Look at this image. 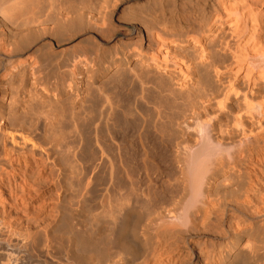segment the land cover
Returning a JSON list of instances; mask_svg holds the SVG:
<instances>
[{
  "label": "bare ground",
  "instance_id": "obj_1",
  "mask_svg": "<svg viewBox=\"0 0 264 264\" xmlns=\"http://www.w3.org/2000/svg\"><path fill=\"white\" fill-rule=\"evenodd\" d=\"M120 1L0 0V264H264V0H170L169 12L157 0L152 20L132 13L140 47L112 59L111 72L129 75L128 84L133 75L137 101L154 102H145L155 104L152 124L134 121L159 137L146 128L155 141L141 138L133 161L114 141L119 105L107 88L85 106V76L110 51L53 49L84 32L103 40ZM154 143L171 148L158 155L161 166ZM86 155L105 171L100 195L84 175L88 163L94 170ZM83 175L81 196L62 186L61 176ZM53 185L72 194L64 190L67 202L48 194ZM194 202L187 227L171 222Z\"/></svg>",
  "mask_w": 264,
  "mask_h": 264
},
{
  "label": "rangeland",
  "instance_id": "obj_2",
  "mask_svg": "<svg viewBox=\"0 0 264 264\" xmlns=\"http://www.w3.org/2000/svg\"><path fill=\"white\" fill-rule=\"evenodd\" d=\"M122 1V2H121ZM120 2H119V4L114 8L115 10L113 11V10H111L112 12H111V15H109V21H108V26H107V29H106V33H104V34H100V37L101 38H103V40H100V39H97V37L94 35V34H92V32H84V33H81L80 35L78 34V36L76 35L75 37H73L72 38V40H69L68 42H65L63 45H60L58 48H54L53 47V49H56V50H59V51H65V52H74V51H77V47H78V50H80V48L81 49H83L84 47L86 48L87 46H93V47H95L96 45L98 46V47H101V48H105V49H108V51H110L109 52V54H108V56H107V58H106V61H107V63H106V61H105V65H103L104 67H103V69L99 72V71H96L95 72V74L93 73H89V74H87L85 77H86V80L87 81H89V86H90V84H91V89L90 90H92V89H94L93 91H90L89 90V92H91L90 94L88 93L87 94V100L85 99V102H89L88 104L86 103L85 104V102H84V104H85V106H87V107H90V106H92V105H94V104H92L91 102H93V101H95V100H100V95L101 94H99V89L100 90H102V89H105V88H107L106 90L107 91H103L102 90V92H104V94H105V92L107 93V96H109V99H112L113 100V102H117V105H119L118 107H117V111H119V112H117L118 114H117V117H119V118H121L122 119V122H121V119H119V118H117V122H115L116 120H114V127H113V133L115 134V132H114V130L116 131V134H117V132H118V137L116 136V137H114V141L115 142H117V141H120L121 142V144H120V142L118 143V144H120L121 145V148L123 149V147H122V145L124 144L125 146H124V151H126V150H128L127 151V153L126 154H124L123 152H122V154H124V155H126V157H127V155L128 154H130V158L129 157H127L126 159H131V158H133V154H134V158H137L138 156L136 155V154H138L139 156H140V150H143V146L141 147V149H140V147H138V146H141V145H139L140 143V139L142 138L143 139V137H147L148 138V140H147V138L145 139L146 141H150V140H153V141H155V143L157 142V139H159V137H157L158 135H157V133L156 134H154L153 132H156V130L153 128V126L151 125L152 124V122L154 121V119L155 118H153V116H150V117H152L151 118V120L149 121V115H147V114H151L152 112H154V110H155V107H154V105L155 104H152L153 106H151V107H153L152 109H150L149 107V104L150 103H154L152 100V102L150 101H148L147 100V102L146 103H149L148 104V106H147V109H146V105H145V102H142V101H137V95H139L138 93H137V90L139 89L138 87L139 86H136L138 83L137 82H135L134 80H136V78L134 79V77H133V75H132V77L130 76L129 77V80H131V82H133V83H137L136 85L135 84H133V83H131V82H129L131 85L133 84L134 86H127V85H130V84H128V82H127V79H128V77L126 78V76H129V75H126V76H124L125 74H124V72H123V74L124 75H122V74H117V76H116V73L114 74V73H112V72H114L113 70H112V61L114 60V59H118V58H120V59H122V60H126L125 59V57L126 58H128V56H130L131 54L133 55V52H136L137 50H138V46L140 47V40H139V38L138 37H136V34L134 33L135 31H133V28H134V26H133V24L135 25L136 23H133V20L135 19L134 18V15L136 14V15H138L137 17H142L143 18V16L142 15H144V17L146 18V19H148L149 17H152L156 12L155 11H157L158 10V13L160 14L161 12L160 11H162L163 9L164 10H167V12H169L168 10H171L172 9V5L171 4H168V3H171L172 1H170L169 0V2H165L166 0H159V1H162V4H161V2L159 3L157 0H121ZM124 1V2H123ZM152 2V3H151ZM154 2V3H153ZM158 2V3H157ZM144 3V4H143ZM164 3H166V9H165V4ZM155 4H157V6H154ZM158 4L160 5H162V7H161V10L159 11V7H158ZM152 5V6H151ZM164 5V6H163ZM169 5H171V6H169ZM126 6V7H125ZM139 6V7H138ZM141 6V7H140ZM127 7H129L127 10H126V8ZM144 7V8H143ZM151 7V8H150ZM155 7V8H154ZM169 9H168V8ZM147 8V9H146ZM163 8V9H162ZM137 9L140 11H137ZM143 9V10H142ZM144 9H146V10H144ZM121 10V11H120ZM124 10V11H123ZM136 10V11H135ZM141 10H142V13H141ZM132 11V12H131ZM114 12V13H113ZM124 12V13H123ZM136 12H138V13H136ZM146 12V13H145ZM152 12V13H151ZM155 12V13H154ZM134 15H133V14ZM145 13V14H144ZM142 14V15H141ZM158 14V15H159ZM130 15H132V16H130ZM141 15V16H140ZM125 16H127V18L125 17ZM148 18H147V17ZM155 17L157 16L156 14L154 15ZM153 16V17H154ZM132 17V18H131ZM152 17V18H153ZM154 17V18H155ZM152 18H149V20H152ZM119 19V20H118ZM127 19V20H126ZM129 19V20H128ZM131 20V21H130ZM118 21H120V22H118ZM131 22V24H129L130 22ZM136 22V21H135ZM128 23V24H127ZM133 23V24H132ZM110 24V25H109ZM121 29H123V30H121V32H120V30ZM114 30V31H113ZM131 30V31H130ZM122 31H124V32H122ZM115 33V34H114ZM127 33V34H126ZM104 36H105V38H104ZM111 36H113V38L111 37ZM88 37V38H87ZM94 38V40H92ZM108 38V39H107ZM137 39H138V41H137ZM90 40V41H89ZM109 40V41H108ZM78 41V42H77ZM93 41H94V43L95 44H93ZM82 42V43H81ZM90 44H89V43ZM105 42V43H104ZM121 42H122V44H121ZM81 43V44H80ZM87 43V44H86ZM99 43V44H98ZM74 45H76V46H74ZM81 45V46H80ZM133 47H132V46ZM84 46V47H83ZM89 46V47H90ZM96 46V47H97ZM39 47H40V45H39ZM39 47H36L35 49H37V48H39ZM70 47V48H69ZM75 49H73V48ZM119 47V48H118ZM127 47V48H126ZM129 47V48H128ZM84 48V49H85ZM135 48V49H134ZM116 49V50H115ZM118 49V50H117ZM127 49V50H126ZM69 50V51H68ZM71 50V51H70ZM116 51V52H115ZM122 51V52H121ZM115 54V55H114ZM125 55V56H124ZM112 56V57H111ZM113 56H115V57H113ZM113 59V60H112ZM110 62V63H109ZM124 63H125V61H124ZM105 68V69H104ZM109 70V73H108V70ZM104 71V72H103ZM112 71V72H111ZM112 73V74H111ZM125 73L127 74H129L130 73V71L128 72V71H125ZM91 74H92V76H91ZM111 74V75H110ZM114 74V75H113ZM124 76V79H122L123 77L122 76ZM131 75V74H130ZM90 76V77H89ZM110 77V76H114V78L113 77H110V78H108V77ZM95 77V78H94ZM107 78V79H106ZM120 79V80H118V79ZM130 78H133V79H130ZM95 79V80H94ZM104 79H106V81L104 80ZM112 79H113V81H112ZM116 79V80H115ZM103 80V81H102ZM108 80H110L111 82L109 83V81ZM128 80V81H129ZM101 81H102V83H101ZM117 83L118 82V84L120 85H118V84H116L115 82ZM120 81V82H119ZM125 81L127 82V83H125ZM137 81V80H136ZM108 82V83H107ZM106 85H105V84ZM115 83V84H114ZM102 84V85H101ZM112 84H114V85H116L115 87H114V85H112ZM121 84H123L124 86H122ZM126 84V85H125ZM98 85L100 86V87H98ZM111 85V86H110ZM108 86V87H107ZM121 86H122V88H121ZM97 87V88H96ZM103 87V88H102ZM119 89H118V88ZM127 87V88H126ZM131 87V88H130ZM137 89V90H135V88ZM124 88V89H123ZM98 89V90H97ZM111 91H110V90ZM121 89V90H120ZM128 89H130V90H128ZM134 89V90H133ZM96 90H97V92H96ZM131 90H133V92H135V93H131L132 91ZM95 91V92H94ZM123 91V92H122ZM130 91V92H129ZM77 92V91H76ZM82 92V91H81ZM92 92H94V93H96V95L94 94H92ZM113 94H112V93ZM109 93V94H108ZM121 93V94H120ZM125 93V94H124ZM137 93V94H136ZM115 94H117L116 96H114ZM136 94V95H135ZM98 95H99V97H98ZM106 95V94H105ZM125 95H127L126 97H125ZM90 96V97H89ZM103 96V95H102ZM110 96H112V98L110 97ZM130 96V97H129ZM132 96H133V98H132ZM98 97V98H97ZM117 97H119V98H117ZM93 98H95V99H93ZM102 98L103 97H101V100H102ZM116 99L117 101H115L114 99ZM126 98V99H125ZM128 98H130V99H128ZM63 99V98H62ZM62 99H61V102H60V104H64L63 106H65L66 108H68L69 107V105L71 104V103H69L70 101L68 100H66V99H63L64 101L62 102ZM90 99V100H89ZM93 99V100H92ZM123 99H125V100H123ZM133 101H132V100ZM139 99V98H138ZM119 100L121 101L122 100V103L121 102H119ZM129 100H131V101H129ZM91 101V102H90ZM124 101V102H123ZM129 101V102H128ZM97 102H99V101H97ZM126 102H127V104H126ZM133 102V103H132ZM137 102H138V106H139V104H141L140 106H142L143 107V103H144V106H145V109H144V107H143V109H142V107H140L141 108V110H140V108H135V107H138V106H136L137 105ZM140 102H142V103H140ZM66 103V104H65ZM114 103V104H115ZM119 103V104H118ZM125 103V104H124ZM130 103V105H131V103L133 104V106L131 105H129L128 106V104ZM135 103V104H134ZM67 104H68V106H67ZM120 104H122V105H120ZM116 105V106H117ZM124 105H127L128 107L126 108V106L124 107ZM60 106V108H61V105H59ZM62 106V108H64ZM71 106V105H70ZM124 107V108H122L121 109V107ZM86 107V108H87ZM130 107V108H129ZM133 107L135 108V109H133ZM61 108V114H63V109ZM66 108H64V109H66ZM120 108V109H119ZM58 109H59V107H58ZM57 109V110H58ZM69 109V108H68ZM66 110V112H68L69 110ZM128 109V110H127ZM137 109V110H136ZM43 110V109H42ZM41 110V111H42ZM45 110V109H44ZM47 110V109H46ZM121 110V111H120ZM136 110V111H135ZM138 110H140L141 112L144 110L145 112H143V114H141V112H139ZM150 110V111H149ZM59 111V110H58ZM59 111V112H60ZM138 111V113H136ZM148 111H149V113H148ZM152 111V112H151ZM66 112H65V114H66ZM131 112V114L129 115V113ZM121 113V114H120ZM122 113H125V118H124V116H123V118H122ZM127 113V114H126ZM135 115V117H134V115ZM136 113V114H135ZM60 114V115H61ZM145 114H146V116H145ZM153 114H155V112L153 113ZM130 117H129V116ZM140 115L142 116L141 118H142V120H138V118L136 119V116H138L139 117V119H141L140 118ZM66 116H69V114L67 113V115ZM121 116V117H120ZM148 116V117H147ZM134 119H133V118ZM143 117L145 118V121H149V122H151V124L150 123H148V124H146V125H151V126H145V128H144V130L146 129V128H148V132H151V133H153L154 135H155V140L153 139V135H151V133L149 134L148 132H143L142 130H141V128H140V126H138V124H141V125H143L142 123H143ZM67 118V117H66ZM65 118V119H66ZM116 118V117H115ZM128 118V119H127ZM68 119V118H67ZM66 119V120H67ZM119 119V120H118ZM124 119V120H123ZM131 119V120H130ZM148 119V120H147ZM127 120V121H126ZM137 122V121H141L142 123H138V124H136L135 123V121ZM44 121V120H43ZM43 121H41V122H43ZM124 121V122H123ZM130 121V122H129ZM144 121V122H145ZM66 122V121H65ZM133 122V123H132ZM115 123H117V124H115ZM120 123V124H119ZM124 124L123 125V127L125 128V129H123V128H121L122 126H121V124ZM145 124V123H144ZM38 126H36V129H35V131L36 130H38V131H34L35 132V137H36V140H38V142H40V141H42L41 140V138H42V135H44L43 133H44V129L42 130L43 132L41 133V130H40V133L42 134H39V133H37V132H39V129H38V127H41L40 129H42V126H40V125H42V124H40V122H39V124H37ZM43 125H44V123H43ZM115 125H117L116 126V128H115ZM125 125H129L130 127V129L132 130V131H134V132H130L126 127H125ZM132 125H134V126H132ZM66 126V125H65ZM67 126H68V123H67ZM120 127V129L118 130L117 128H119ZM136 126H137V128H136ZM44 127V126H43ZM150 127V128H149ZM115 128V129H114ZM140 128V129H139ZM151 128H153V130H155V131H153ZM127 129V130H126ZM137 129H139V131L137 132V131H135V130H137ZM150 129H151V131H150ZM122 130H125V131H123L122 133H121V131ZM128 131V132H127ZM147 131V130H146ZM124 132H126V133H124ZM130 132V133H129ZM143 133V135L141 134V133ZM36 133L37 134H39L38 136L36 135ZM120 133V134H119ZM124 133V134H123ZM138 134L139 135V138H138V136L137 135H134V134ZM115 134V135H116ZM127 134V135H126ZM129 134V135H128ZM147 134H149V136L147 135ZM41 135V136H40ZM115 135H112V137L113 136H115ZM123 135V136H122ZM157 135V136H156ZM151 136V137H150ZM31 137H33V138H35L34 137V135H32ZM38 137V138H37ZM39 137H41L40 138V141H39ZM44 137V136H43ZM122 137V138H121ZM134 137V138H133ZM1 138V137H0ZM127 138H128V140H129V142H128V140H127ZM130 138V139H129ZM152 138V139H151ZM119 139V140H118ZM126 139V140H125ZM132 139V140H131ZM141 139V143H142V141H144V140H142ZM150 139V140H149ZM125 140V141H124ZM135 140H136V142H135ZM33 141H35V139L33 140ZM123 141V142H122ZM132 141V142H131ZM159 141V140H158ZM36 143H37V141H35ZM126 142V143H125ZM145 142V141H144ZM143 142V143H144ZM151 142L152 141H150V145H151ZM123 143V144H122ZM131 145H130V144ZM135 143V144H134ZM139 143V144H138ZM152 144L153 146H151V149L152 148H155V156H157V158H156V161H155V163L156 164H159V163H157L158 161H160V164L162 163L163 164V162L161 161V159L159 160V157H158V155H160L161 153H167V152H169V150H171V148H168V150L167 149H164V150H161V149H159V151L161 150V152H159L158 150H156L157 149V147H156V144ZM158 143V142H157ZM159 143H160V141H159ZM9 144H11V145H9ZM138 144V145H137ZM2 145V144H1ZM0 145V146H1ZM119 145V146H120ZM130 145V146H129ZM150 145H149V148H150ZM158 145V144H157ZM8 146H12V143H10V141H8ZM29 144L27 145V152L28 153H31V152H34V151H36L37 150V148L35 149L34 148V150H33V147H31V146H29ZM131 148H129V147ZM146 146V144H144V147ZM127 147V148H126ZM134 147V148H133ZM18 148H21V147H17V149ZM32 148V149H31ZM139 148V149H138ZM145 148H147L148 149V147H145ZM40 148H38V151H36L38 154H40L39 155V158H40V156H43V155H41V149L39 150ZM133 149V150H132ZM21 150V149H20ZM33 150V151H32ZM150 150V149H149ZM31 151V152H30ZM137 153H136V152ZM157 151V152H156ZM134 152V153H133ZM142 152V151H141ZM171 152V151H170ZM170 152L169 153H167V154H169L170 155ZM89 154H90V152H88ZM87 153V154H88ZM38 154H36L37 155V157H38ZM129 156V155H128ZM136 156V157H135ZM86 157V158H85ZM83 156L82 158H85L84 159V161H86L87 159V162H91L92 164L91 165H93V168L92 169H94L93 171L90 169V171H89V168L90 167H92V166H90V163H88L87 164V162H85L84 163V161H83V163H82V161H79L80 162V164H82L83 165V168H84V166H86V164L87 165H89V167L87 166V169H86V167L84 168V175H89V177H87L86 176V178H87V180L89 179V181H92V186H91V188H93L94 187V190H92L91 188H90V190L91 191H93V193H94V191H97V193H99V195L101 194L100 192H98L99 190L101 191L103 188L102 187H104V184L102 183V182H104L105 183V179H106V174H105V171H104V169L102 170V172H104L103 173V175H102V172H100L99 171V169L97 168V169H95L96 167V165H94L95 163L94 162H92V161H94V160H92L93 158H92V156H89V155H86V156ZM90 158H92L91 159V161H90ZM133 158V159H134ZM139 158V157H138ZM138 158L136 159V160H138ZM133 159H131L132 161H133ZM130 160V161H131ZM135 160V159H134ZM158 165V166H161V165ZM168 166L169 165H171V164H167ZM163 166H166V163H165V165H163ZM95 167V168H94ZM85 170L86 171H88V172H90V174L89 173H87L86 174V172H85ZM97 170V171H96ZM91 171H92V173H94V171H96L95 172V175L96 176H94V174H92L91 173ZM98 172V173H97ZM66 173H68L69 175H67ZM66 174V175H65ZM98 174H100V175H98ZM83 175V176H84ZM62 176H67V178L68 177H73L68 171H65V173L62 175ZM62 176H61V183H65L64 185H62V186H65V187H69L68 189H70L69 190V192H73L72 191V189H71V185H75V188H74V192L76 193L75 195H77V196H81L84 192H83V190H85V189H83L82 187L84 186L85 187V183H87V181L85 180L86 178H85V176L84 177H81L80 176V178H77V179H72L70 182L72 183V182H74V184L72 183H69L68 181H64V179L66 180L67 178H65L64 177V179L62 178ZM94 176V177H93ZM97 176H98V178H97ZM100 176H101V178H100ZM105 176V177H104ZM82 178H85L84 180L85 181H83V179ZM91 178H94L93 180L91 179ZM95 178L97 179V181L95 180ZM68 179H70V178H68ZM67 179V180H68ZM82 179V181L83 182H81V184H80V180ZM63 180V181H62ZM85 182V183H84ZM98 182V183H97ZM83 184H85V185H83ZM58 185V183L56 184L55 183V186H57ZM102 185V186H101ZM54 185L53 186H51V189H52V191H50V192H48V194H50L51 196L54 194L55 195V198H56V195H58L57 196V198H59V200H61L60 199V197L62 198V200L63 201H65V202H67V200L65 199H63L64 197L66 198L67 197V195H70L71 193H68L67 192V189H65V187H64V189L62 190V189H60L59 190V186H58V188H56ZM82 186V187H81ZM53 187H55V188H53ZM82 188V189H81ZM96 188V189H95ZM98 189V190H97ZM58 190H59V192L60 191H64V190H66V193H65V191L63 192V193H61V195H60V193L58 192ZM81 190H82V192H81ZM48 191V190H47ZM51 192H53V193H51ZM58 192V193H57ZM67 194V195H63V194ZM97 193H95L96 194V196L98 197L99 195L97 194ZM73 194V193H72ZM72 194H71V196H72ZM53 195V196H54ZM94 195V194H93ZM92 195V196H93ZM95 195H94V197H96ZM70 197L68 196L67 197V199H69ZM61 200V201H62ZM61 201H59L60 203H61V208L63 207V206H65L66 205V203L64 202V204L61 202ZM63 205V206H62ZM65 209V208H64ZM69 210V208H66L65 210ZM212 243L214 242L213 240L211 241ZM202 243V242H201Z\"/></svg>",
  "mask_w": 264,
  "mask_h": 264
},
{
  "label": "clouds",
  "instance_id": "obj_3",
  "mask_svg": "<svg viewBox=\"0 0 264 264\" xmlns=\"http://www.w3.org/2000/svg\"><path fill=\"white\" fill-rule=\"evenodd\" d=\"M194 207H195V202L192 205L186 207L180 213V217L179 218H173L171 222L172 223L179 224V225H181L183 227H187V223H186L187 215H188L189 212H191L194 209ZM245 247L247 248V245ZM248 251L251 253L252 250L251 249H248Z\"/></svg>",
  "mask_w": 264,
  "mask_h": 264
}]
</instances>
